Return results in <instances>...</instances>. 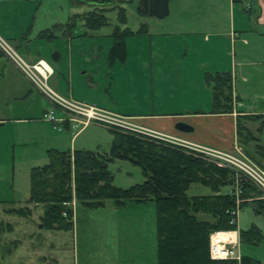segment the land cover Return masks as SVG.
Instances as JSON below:
<instances>
[{"label":"rangeland","instance_id":"obj_1","mask_svg":"<svg viewBox=\"0 0 264 264\" xmlns=\"http://www.w3.org/2000/svg\"><path fill=\"white\" fill-rule=\"evenodd\" d=\"M139 1L118 0L110 6L97 8L81 3H77L75 7L71 0H51L50 3L42 2L39 10V3L35 2L33 6L38 12L33 30L35 36L31 37L32 48L29 51L35 56L28 58L24 50H17L16 43L14 45L1 35L0 40L29 68L36 67L39 61L45 62L52 69V75L45 82L59 96L112 114L121 121L120 124L136 131L135 134L168 144L173 142L177 147L206 149L245 157L237 151L193 143L181 136L182 133L176 132L177 136L158 131L147 126L145 119L141 118L142 111L154 110V107L158 109L162 103L173 110L177 101L191 112L194 109L200 111L209 100L212 113L214 84L205 82V76L216 71L210 73L204 70L202 75H197V79L201 78L200 81L191 76L189 79L193 80L185 83L183 76H176L175 74H181L180 65L185 62L181 63L182 60L176 55L173 57L166 47L172 43H180L181 40L184 43L188 41L185 37V40L178 37L175 27L174 14L183 0H171V14L163 19L140 16L137 11ZM190 1L188 10L193 5L196 6L194 2H197ZM18 2L11 6L7 0H3L0 5V23L11 24L16 30L26 25L25 19L19 17L18 6L22 9V4L19 5ZM117 6L125 9V25L119 23ZM71 8L76 10L72 11L74 14L68 12ZM76 12L80 14L79 19L74 18V15H78ZM91 14L95 20L98 15L105 16L108 24L98 30L87 29L84 18ZM31 21L30 18L29 24ZM220 22L223 29L228 30V19L222 18ZM72 24L73 28L70 26ZM54 26H58L53 30L55 40H36L39 31ZM118 26L120 30L116 33L114 30ZM126 28L132 34L123 30ZM115 34L119 38H125V48L123 55H120L123 60L112 62L108 59V52L113 46ZM257 38L259 40L254 43L261 50L252 55L260 58L264 56V37ZM0 52L5 56L1 49ZM54 52L59 54L57 62L51 60ZM172 72L174 80L167 79L165 75L162 80L155 82L158 78L156 75L166 73L172 79ZM8 76L0 81V119L9 121L0 126V201L3 202L0 203V264H156L155 215L152 203L130 204L122 209L108 201L103 208L88 210L73 195V199L65 203L72 212V230L69 232L38 228L40 217L44 214L42 206L29 205L31 213L23 217L5 212L25 205L24 202L29 197L30 170L47 163L49 150H70L72 153L84 148L106 153L113 139L111 131H128L121 129L123 127L106 128L94 123L85 125L84 119L79 117L71 123L72 129H76L74 132L88 129L71 143L73 133L65 130L66 122L57 124V129H54L52 124L42 120V107L46 111L54 110L55 116L62 118L59 108H53L49 100L44 95L41 96L36 91L37 88L32 87L19 74L16 79H13V75ZM259 83L264 85V80L259 79ZM27 89L32 90L33 94L22 99ZM234 106L232 98V111ZM243 117L246 116H237V122L240 119L245 121ZM175 120L185 123L182 118ZM261 120L260 124H264V116ZM259 152L255 150L254 153L258 161L264 164ZM109 171L113 176V185L122 189H128L144 180L141 169L127 161L115 160L109 165ZM187 194L208 195L210 190L192 185ZM255 200L264 199L261 194H257ZM247 201L250 203L251 199ZM237 227L239 230L255 227L261 231L263 239L260 243L249 245L240 244L239 241V252L264 264V214H257L250 205L244 206L238 211Z\"/></svg>","mask_w":264,"mask_h":264},{"label":"trees","instance_id":"obj_2","mask_svg":"<svg viewBox=\"0 0 264 264\" xmlns=\"http://www.w3.org/2000/svg\"><path fill=\"white\" fill-rule=\"evenodd\" d=\"M169 0H141L137 11L142 17L163 19L168 15ZM112 5V4H111ZM119 23L126 24L125 9L117 6ZM80 14L74 15L79 19ZM93 14L84 18L85 27L98 30L108 24L103 15L94 19ZM71 17V18H72ZM73 28L74 24L70 25ZM37 34V41L52 42L53 30ZM120 26L114 32L120 30ZM132 32L129 28L123 29ZM128 32L126 34H128ZM124 35V34H123ZM114 43L108 52L110 61L123 60L125 38L113 36ZM118 40V41H117ZM119 47V48H118ZM2 53L0 52V56ZM120 59H119V57ZM205 82H212V113L228 114L232 107V79L228 72L207 74ZM224 91V92H223ZM227 91V93H225ZM261 116H246L245 121L256 122ZM261 124L258 131H261ZM113 136L106 153L84 149L47 152V163L31 168L29 173V197L20 208L6 210L19 217L31 213L29 205L42 206L38 228L69 232L72 230L71 209L65 203L73 199L85 209L95 210L112 201L117 208L128 204L154 205L156 264H236L235 261H213L209 256V236L215 231L236 229L231 224L236 207L235 178L232 170L220 168L203 156L186 148L177 147L147 136L128 131H111ZM240 142H259L253 134L237 122ZM264 161V147L256 144ZM246 155L262 170L264 164L257 155ZM259 156V155H258ZM115 160L127 161L141 169L144 180L140 184L122 189L113 185L109 165ZM192 185L210 190L208 195L189 196ZM239 209L255 205L254 211L263 214L264 200H255L261 193L246 181L239 184ZM251 199L249 203L247 200ZM0 203H3L0 201ZM263 236L258 228L239 230L240 244L257 245ZM241 264H262L251 257L241 255Z\"/></svg>","mask_w":264,"mask_h":264},{"label":"crops","instance_id":"obj_3","mask_svg":"<svg viewBox=\"0 0 264 264\" xmlns=\"http://www.w3.org/2000/svg\"><path fill=\"white\" fill-rule=\"evenodd\" d=\"M7 1L11 6L15 2H21L17 3L19 5L22 4L23 9L18 6L19 17L25 19L26 25L16 30L11 24L0 23V35L9 42L14 43V45L16 43L17 50H24L27 57H34L35 55L30 54L32 51L29 52L32 48L30 45L32 42L31 37L35 36L33 30L36 20L35 16H37L38 12L35 10L34 3H39V10L42 2L48 1L50 3L51 0ZM170 1L168 2L167 17L171 14ZM190 2V0H183L182 5L177 9V13L174 14L176 16L175 27L178 30V37L183 39L185 37L188 41L184 43L181 40L180 43H172L171 46L168 45L166 47L172 52L173 57L176 55L177 58L182 60L181 63L185 62L180 65L182 68L181 74L178 72L179 74L175 75L183 76L182 80L185 83L193 79L200 81L201 78L197 79V75H202L205 71L210 73L213 71L228 72L232 79V97L235 102L233 111L229 114H213L211 113V103L208 100L206 107L200 111L194 109L189 112L177 101L173 105V110H170L169 106H165L162 103L158 109L154 107V110L142 111L140 113L142 115L141 118L145 119L147 126L172 135H177L175 133L178 132L174 129L175 124L178 122L175 118H182L184 119L183 122L192 128L190 133L181 134L185 139L225 151H237V153L249 159L246 152L254 154V146L256 144L264 147V126L261 131H258L261 125L260 122L263 120L249 122L240 119L243 127L248 129L259 141L258 143L252 141L245 143L242 141L241 144L237 134V116H264V85L261 86L259 83V79L264 80V56L258 58V56L252 55L253 52L261 50L254 41L259 40L257 37H264V0H197V2H194L196 6L193 5L192 9L188 10ZM1 3H3V0H0V5ZM72 3L76 7L77 2L72 1ZM69 10L71 11L68 12L71 13L75 9L71 8ZM72 14L74 13L72 12ZM76 14L78 13L76 12ZM30 18L32 21L29 24ZM222 18L228 19V30L223 29L220 22ZM198 37L202 39L199 40ZM35 52L39 55L38 51ZM17 74L34 87L2 54L0 56V81L4 80L8 75H13V79H16ZM168 74L156 75L158 78L155 82L162 80L165 75L168 77L167 79L174 80L173 72L172 79L171 76L169 78ZM191 76H193V79H189ZM36 91L43 96L37 89ZM32 94V90L27 89L22 99L30 97ZM45 111V107H42V115ZM7 122L9 121L6 119H0V126ZM71 125V123H65L64 128L67 132L73 133L71 137L72 143L88 127L82 131L80 130L81 132L79 130L74 132L76 129H72ZM250 206L253 209L255 207V205ZM142 264L146 263L143 262Z\"/></svg>","mask_w":264,"mask_h":264},{"label":"built area","instance_id":"obj_4","mask_svg":"<svg viewBox=\"0 0 264 264\" xmlns=\"http://www.w3.org/2000/svg\"><path fill=\"white\" fill-rule=\"evenodd\" d=\"M0 49L4 52L6 58L29 80V82L42 92V95L49 100L51 106L53 108H59L58 110L63 115L62 118H57L54 110L45 111L42 117V120L52 124L54 129H57V124L62 122L74 123L76 119L81 117L82 120L84 119L83 121L85 122V125L94 123L106 128L123 127L121 129L128 130L129 132H136L132 128L120 124L121 121L112 114H107L105 111L93 106H87L70 99H64L52 91L45 82L47 77L52 75V69H47L48 65L45 62L39 61L36 67L29 68L21 58L11 51L6 43L1 40ZM37 75L40 78H38ZM58 130L60 129L58 128ZM171 144H173V142ZM173 145L176 146V143ZM186 149L201 154L205 159L214 163L216 166L220 168H228L234 173L236 207L231 213L233 216L231 224H235L236 229L215 231L211 233L209 236V256L213 261H235L236 264H241L237 215L240 210L239 204L242 201L239 199L240 191L238 187L241 181H246L256 188L264 199V170L260 169L257 165L252 163V161L242 156L227 155L206 149L201 150L188 147Z\"/></svg>","mask_w":264,"mask_h":264},{"label":"water","instance_id":"obj_5","mask_svg":"<svg viewBox=\"0 0 264 264\" xmlns=\"http://www.w3.org/2000/svg\"><path fill=\"white\" fill-rule=\"evenodd\" d=\"M72 1L99 8V7L110 6L116 0H72ZM51 60L53 62H57L59 60L58 52H54L51 55ZM174 129L181 133H190L192 131V128L189 125L182 122L176 123Z\"/></svg>","mask_w":264,"mask_h":264},{"label":"bare ground","instance_id":"obj_6","mask_svg":"<svg viewBox=\"0 0 264 264\" xmlns=\"http://www.w3.org/2000/svg\"><path fill=\"white\" fill-rule=\"evenodd\" d=\"M46 66H47V65H46ZM48 68H50V67L47 66V69H48ZM50 69H51V68H50Z\"/></svg>","mask_w":264,"mask_h":264}]
</instances>
